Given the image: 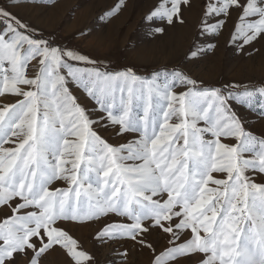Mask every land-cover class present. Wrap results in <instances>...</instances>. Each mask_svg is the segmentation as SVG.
<instances>
[{
	"label": "snow or ice",
	"instance_id": "1",
	"mask_svg": "<svg viewBox=\"0 0 264 264\" xmlns=\"http://www.w3.org/2000/svg\"><path fill=\"white\" fill-rule=\"evenodd\" d=\"M29 5L43 6L0 0V96L14 98L0 106V264H42L52 250L93 264L65 222H101L98 242L139 244L152 264H264V183L253 175L264 180V131L249 119L264 120V85L112 69L12 11ZM191 7L168 0L146 19L163 34ZM205 9L207 46L193 58L214 49L230 21L241 53L264 42V0H208ZM58 180L67 187L53 188ZM153 234L167 242L159 252Z\"/></svg>",
	"mask_w": 264,
	"mask_h": 264
},
{
	"label": "rangeland",
	"instance_id": "2",
	"mask_svg": "<svg viewBox=\"0 0 264 264\" xmlns=\"http://www.w3.org/2000/svg\"><path fill=\"white\" fill-rule=\"evenodd\" d=\"M162 2L167 4L168 0H42L43 6H22L12 11L42 29L55 43L76 49L115 70L133 68L138 75L148 76L157 70L182 69L204 85L221 86L229 82L264 85V42L257 43L251 53H241L232 44L234 33L230 21L217 38L210 40L215 48L193 58V53L207 46L201 27L208 0H190L192 7L184 13L185 23L166 26V31L159 34L155 33V28L163 25L151 23L146 17ZM121 4L118 14L109 19L106 14ZM34 71L35 62L28 68L30 75ZM75 94L81 95L79 90H75ZM81 99L90 106L83 96ZM13 100L10 96H0V106ZM249 119L255 132L264 131V120L256 115ZM104 136L112 144L125 142L118 141L112 132H105ZM213 175L221 178L220 174ZM253 175L257 183H264L260 176ZM52 187L67 185L58 180ZM4 216L0 210V220ZM100 226L101 222H88L83 226L65 222L66 230L81 246L78 250L90 254L93 264H152L153 254L139 244L98 242L95 237ZM148 239L157 252L167 246L166 240L158 234ZM120 252H127V256L121 257ZM42 264H69V257L63 251L52 250Z\"/></svg>",
	"mask_w": 264,
	"mask_h": 264
}]
</instances>
